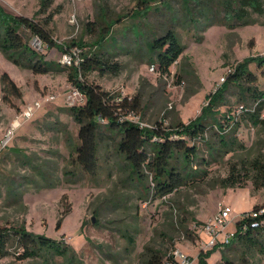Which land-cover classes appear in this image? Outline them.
I'll return each instance as SVG.
<instances>
[{
    "label": "rangeland",
    "instance_id": "374dc122",
    "mask_svg": "<svg viewBox=\"0 0 264 264\" xmlns=\"http://www.w3.org/2000/svg\"><path fill=\"white\" fill-rule=\"evenodd\" d=\"M238 1L165 4L156 0L147 16L134 17L135 11L142 10L137 0H54L46 9L43 0H0L5 11L36 20L44 21L53 12L47 27L57 43L47 54L53 63L47 71L17 65L0 50V138L19 108L43 100L0 153V225H24L69 245L66 255L51 257V264H141L147 248L165 255L181 250L193 258L192 264H200L199 252L210 249L207 264H225L223 254L233 261H241L244 255L249 264H264V253L257 247L246 252L245 246L235 243L204 248L192 232L195 224L210 221L221 205L232 206L228 229H234L243 211L264 204V187H255L251 180L243 187L222 185L233 168L250 171L252 162L264 161V108L263 122L258 124L240 114L245 104L253 110L259 106L247 89L229 86L215 108L237 116L238 124L227 131L235 146L221 148L217 136L207 133L206 141H196L200 147V158L192 165L196 180L156 196L136 178L107 129L98 173L86 172L75 161L80 124L70 107L80 99L69 97L75 90L69 80L72 67L59 63L65 49L78 46L83 56L102 45L104 55L121 68L118 74L94 69L87 74L90 82L130 99L138 96L134 120L148 125L188 123L201 113L207 96L218 91L229 72L248 58L264 55V11L250 9L248 20L241 23L230 11L239 9ZM168 29H174L185 46L169 75L157 69L147 51L152 34ZM24 36L39 51H46L29 32ZM248 67L264 90V69L256 61H249ZM4 73L15 81L22 97L12 93L11 86L5 89ZM50 95L54 98L46 101ZM209 145L215 146L212 151ZM64 210L69 212L62 216ZM261 241L264 244V235ZM17 249L10 247L0 264H47L43 257L21 259Z\"/></svg>",
    "mask_w": 264,
    "mask_h": 264
},
{
    "label": "trees",
    "instance_id": "16d2710c",
    "mask_svg": "<svg viewBox=\"0 0 264 264\" xmlns=\"http://www.w3.org/2000/svg\"><path fill=\"white\" fill-rule=\"evenodd\" d=\"M53 1L43 0L45 9ZM137 1L142 10L135 11L134 17L147 16L152 8L151 3L156 0ZM159 1L166 4L170 0ZM238 2L239 9L234 8L230 11H234L233 17L242 21L241 23L248 20L250 9L257 12L264 11L262 0ZM207 11L209 9L205 7L204 13ZM53 15L51 12L44 21H41L25 15L12 14L0 5V50L17 65L31 67L37 71H47L53 64L47 58V54L57 46L53 33L47 27ZM25 32L38 37L46 51L41 52L30 44L25 39ZM100 46L92 54L84 55L80 67H72L69 74V80L85 96V102L70 107L71 114L80 124L78 132L80 142L74 147L75 161L90 174L95 175L99 171L101 143L105 135L104 130L107 129L116 139L118 153L124 157L136 178L147 183L149 189L155 190L156 196L168 195L194 182L197 175L193 172L192 165L200 158V147L196 141H206V134L212 131L217 136L221 148L230 150L235 146V140L230 138L227 131L232 125L238 124L237 116L231 111L215 110L220 96L231 85L247 89L249 96L259 103L257 110L250 109L245 104L240 114L254 124L263 122L261 111L264 108V90L257 86V76L249 69L248 63L256 61L264 69V55L248 58L238 64L234 71L229 72L218 91L207 96L208 103L203 106L201 113L188 123L180 121L165 125L163 121H159L154 125H145L129 118V115H137L139 112L138 96L130 99L120 93L106 90L87 79V74L97 68L115 74L120 71L121 64L106 57L105 48ZM184 50L185 46L174 29L153 33L147 43L151 61L162 74H170L171 66ZM3 79L7 80L8 86L5 85L7 91L11 86V92L22 97L20 88L8 73L3 74ZM3 99L9 101L8 95L4 94ZM209 146L211 151L215 147ZM250 169L252 170L242 171L233 168L228 176L222 179V185L243 187L248 180H251L255 187H264V161L255 160ZM260 206L262 205L257 204L252 210ZM68 212L69 210H64L62 216ZM243 215L244 217L239 218L236 224L235 237L227 247L235 243L245 246V252L257 247L264 253V244L261 241L264 235V223L255 226L254 223L259 222V218L252 217L251 211H244ZM61 223L60 217L59 227ZM14 245L18 248L16 254L19 258L43 257L47 264H51L50 259L53 255H66L70 250L69 245L47 235L34 233L24 225L11 227L0 225V258L10 253V247ZM211 251L210 249L199 252L200 264H207V257ZM222 258L225 264H249L244 255L241 261H233L226 254H223ZM141 264H179V262L173 254L165 255L159 249L147 248Z\"/></svg>",
    "mask_w": 264,
    "mask_h": 264
},
{
    "label": "built area",
    "instance_id": "2783aa9c",
    "mask_svg": "<svg viewBox=\"0 0 264 264\" xmlns=\"http://www.w3.org/2000/svg\"><path fill=\"white\" fill-rule=\"evenodd\" d=\"M75 19L76 17L75 15H73L71 20L75 21ZM35 38L37 41H39V43H42V41L38 37ZM64 51L65 52L61 55L59 59V63L63 66L68 67H80L84 59V55L81 56L82 49L78 46H74L70 49H65ZM223 80H225V78H223ZM77 96H79L80 99L79 104L85 102V96L80 92L79 89L75 87L73 95H70L69 97ZM53 98L54 96L50 95L47 96L45 100L48 101ZM42 105L43 100L37 99L33 102L26 103L23 108L19 110L17 116L12 120L10 126L5 131L3 137L0 138V153L10 145V143L15 137L16 130L21 127L27 120L31 119L35 115L36 111L42 107ZM133 116L135 117L137 115H129V118L134 120ZM141 123L145 124L143 122ZM250 211L252 217L259 218V222L254 223L255 226L264 223V204H262V206H260L258 209H251ZM243 213L244 211L236 220L234 229H228L229 224L232 222V206L229 204L221 205L210 221L195 224L193 233L197 236V240L201 244V247L203 246L204 248H210L216 246L219 243L226 245L229 244L235 237L236 224L239 218L244 217ZM175 255L173 256L178 260L179 264L193 263V258L188 254H185L181 250H177Z\"/></svg>",
    "mask_w": 264,
    "mask_h": 264
}]
</instances>
